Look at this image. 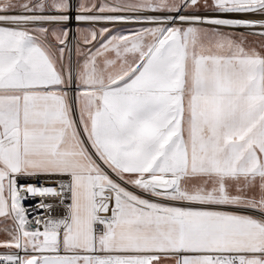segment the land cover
<instances>
[{"label":"snow or ice","instance_id":"obj_1","mask_svg":"<svg viewBox=\"0 0 264 264\" xmlns=\"http://www.w3.org/2000/svg\"><path fill=\"white\" fill-rule=\"evenodd\" d=\"M0 237V264H264V0H0Z\"/></svg>","mask_w":264,"mask_h":264},{"label":"built area","instance_id":"obj_2","mask_svg":"<svg viewBox=\"0 0 264 264\" xmlns=\"http://www.w3.org/2000/svg\"><path fill=\"white\" fill-rule=\"evenodd\" d=\"M37 203H38V199H36V198H29L28 200H26V201L24 202L25 207H26V208H29L30 210H31V209H35V206H36ZM43 214H44V213H43L42 210L39 211V212H37V211H32V212H31V215H30V219H31L32 217H34V216H39V215H43Z\"/></svg>","mask_w":264,"mask_h":264},{"label":"rangeland","instance_id":"obj_3","mask_svg":"<svg viewBox=\"0 0 264 264\" xmlns=\"http://www.w3.org/2000/svg\"><path fill=\"white\" fill-rule=\"evenodd\" d=\"M107 26L112 27L111 25H107ZM136 27H139V25H133V24H127V25L117 24V25H115V28L118 30L119 29H132V28H136ZM113 34H115V32ZM0 238H2V237H0Z\"/></svg>","mask_w":264,"mask_h":264}]
</instances>
